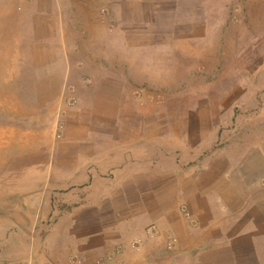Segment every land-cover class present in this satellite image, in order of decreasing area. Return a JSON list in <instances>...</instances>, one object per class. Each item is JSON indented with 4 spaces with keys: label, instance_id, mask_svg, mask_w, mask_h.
Returning a JSON list of instances; mask_svg holds the SVG:
<instances>
[{
    "label": "crops",
    "instance_id": "1",
    "mask_svg": "<svg viewBox=\"0 0 264 264\" xmlns=\"http://www.w3.org/2000/svg\"><path fill=\"white\" fill-rule=\"evenodd\" d=\"M246 1L264 20V0ZM210 2L0 0V58L21 57L43 90L0 144L22 170L0 178V264H264V122L240 123L264 96L190 85L201 70L174 61L223 17Z\"/></svg>",
    "mask_w": 264,
    "mask_h": 264
},
{
    "label": "rangeland",
    "instance_id": "2",
    "mask_svg": "<svg viewBox=\"0 0 264 264\" xmlns=\"http://www.w3.org/2000/svg\"><path fill=\"white\" fill-rule=\"evenodd\" d=\"M213 2L215 0H211L210 3L212 4ZM221 2L224 5H220L221 10L218 13V17L223 16L219 18L220 22L218 21V23L215 22L207 26L205 38L195 46L189 47L191 49L190 51L183 53V50L179 49L181 51L177 53L178 55L174 56V61L177 64H183L182 61L188 58L190 60V68H195V65L199 67L201 73L190 72L192 70L189 71L188 83L190 85L202 84L206 81L213 80L212 76H215L216 82H223V84L225 82L237 83L240 86L237 90L239 91V96L240 92H243V95L244 92L248 93L246 89H248L250 82L259 87L257 89L259 96H264L261 94V90H263L261 89V85L264 86V20L259 15L256 17L258 19L254 18V20L247 16L249 10L253 12L257 11L255 7L257 5L255 3H250V6H245L248 4L246 0H239L237 3L231 0H221ZM252 6L253 9L251 8ZM251 20L254 22H251ZM174 43V46L178 47L184 42ZM188 44L190 46V42ZM180 47L183 48V46ZM170 52V56L173 52L175 53L173 50H170ZM189 53L190 55H187ZM171 59L173 57H169L164 61H167V64L171 65ZM21 60V57L0 58V130L10 138V141L12 140L11 132L13 129L20 130L28 122L29 110L33 108L30 102L34 99L33 95L35 91L37 89L43 91L37 83V77H34L36 74L33 75L29 72V70H32L31 68H22ZM82 61L81 59L79 60V62ZM161 70L158 72V80L172 75L170 72L166 73L170 68L165 70L161 68ZM224 87H227V85L225 84ZM40 90H37V94ZM205 90H187L191 94V97H188L190 98L189 101L201 98L199 92H205ZM227 91L225 88H217L214 90L216 94L221 93V95H218L219 99L225 101L226 107L228 106V99H226L224 94ZM196 93L198 96L192 95ZM157 97L161 98V94H157ZM34 107L38 108L39 105L36 104ZM188 107L196 111L198 108L197 105L191 104ZM250 107L252 106L250 105ZM233 108L236 111H240L241 109L242 111L245 110L242 105L233 106ZM246 111H249V109H246ZM252 112L263 113L264 105L253 107ZM263 116L249 120L244 119L240 123L244 126L243 128L245 130H249V127H254L252 130L257 132L261 128L259 125L264 122ZM247 133L253 136L255 132L247 131ZM6 150V145L0 146V178L9 176H11L10 178L20 177L22 170L18 172H13L12 170L11 152L9 154L10 161L7 163ZM1 181L0 199H6L8 195H11L6 193V188H11L12 185H6L7 183L3 179ZM260 183L261 187L264 188V177ZM0 203L2 202L0 201ZM1 205L3 204H0V207ZM175 249L176 246L174 247Z\"/></svg>",
    "mask_w": 264,
    "mask_h": 264
},
{
    "label": "built area",
    "instance_id": "3",
    "mask_svg": "<svg viewBox=\"0 0 264 264\" xmlns=\"http://www.w3.org/2000/svg\"><path fill=\"white\" fill-rule=\"evenodd\" d=\"M74 104H76L75 99L71 101V105H74ZM183 213H184L185 216H187L188 218L190 217V213H189V211H188L186 208H183ZM154 230H155V227H154V226H152V227H150V228L148 229V233H149V235H150L151 237H153V236H155V235L157 234V233H156V234L154 233ZM176 244H177V239L174 238V237H170V238L168 239V241H167V248H168L169 250L172 251V250H174V247L176 246ZM132 247H133L135 250H137V251H140L141 248H142L138 241H135V242L133 243ZM78 263H80V261H78Z\"/></svg>",
    "mask_w": 264,
    "mask_h": 264
},
{
    "label": "bare ground",
    "instance_id": "4",
    "mask_svg": "<svg viewBox=\"0 0 264 264\" xmlns=\"http://www.w3.org/2000/svg\"><path fill=\"white\" fill-rule=\"evenodd\" d=\"M4 73H5V71H4ZM1 132H2V134H1ZM6 134H4V132L2 131V130H0V144L1 143H6L7 142V138H6ZM3 146V145H2Z\"/></svg>",
    "mask_w": 264,
    "mask_h": 264
}]
</instances>
